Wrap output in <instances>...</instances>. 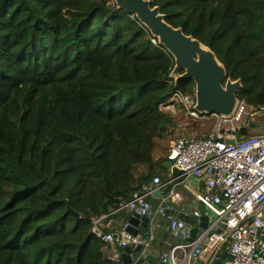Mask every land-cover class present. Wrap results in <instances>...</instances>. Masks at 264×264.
Instances as JSON below:
<instances>
[{
    "label": "trees",
    "instance_id": "trees-1",
    "mask_svg": "<svg viewBox=\"0 0 264 264\" xmlns=\"http://www.w3.org/2000/svg\"><path fill=\"white\" fill-rule=\"evenodd\" d=\"M153 6L264 107V0ZM152 39L113 0H0V264H120L90 218L169 170L179 114L161 105L194 93Z\"/></svg>",
    "mask_w": 264,
    "mask_h": 264
},
{
    "label": "built area",
    "instance_id": "built-area-1",
    "mask_svg": "<svg viewBox=\"0 0 264 264\" xmlns=\"http://www.w3.org/2000/svg\"><path fill=\"white\" fill-rule=\"evenodd\" d=\"M155 43V40L152 39ZM174 112L178 105L190 117V121L208 119L194 110L195 96L174 93L161 105ZM264 107L247 106L239 100L230 119L215 117L212 129L202 136H176L167 151L169 170L174 167L186 175V180L206 177L201 200L207 207L209 218L206 228L200 229L192 241H188L195 226L184 218H173L168 213L170 196L162 197L152 215L150 198L163 186L160 177L142 185L132 198L121 203L116 211H128L140 217H152L150 231L144 237H133L121 228L117 232H105L110 225L109 216H92V233L110 246L114 252L118 246L140 244L143 256L150 255L153 231L159 223H153L155 215L168 220L166 230L180 241L167 251H161L157 264H264V137L253 136L238 139V128L244 126L253 113ZM247 120L241 124V117ZM229 124V127H225ZM176 178H169L170 187ZM200 220L201 213L193 211Z\"/></svg>",
    "mask_w": 264,
    "mask_h": 264
},
{
    "label": "water",
    "instance_id": "water-1",
    "mask_svg": "<svg viewBox=\"0 0 264 264\" xmlns=\"http://www.w3.org/2000/svg\"><path fill=\"white\" fill-rule=\"evenodd\" d=\"M116 7L134 15L137 20L149 31L153 39L161 45L173 58L174 65L170 72V78L174 84L180 80H191L194 83L195 105L194 110L206 117L219 115L223 119L233 117L238 104V93L243 88L240 79L232 80L227 77L224 65L217 59L215 53L199 40L191 35H185L181 28H175L165 21L164 15L158 6H153V0H113ZM253 136L264 137V110H259L249 117L246 124L238 128V139L242 141ZM173 185L186 181L183 172L172 167L170 169ZM206 177L199 180V188L204 187ZM170 187L162 192L156 191L150 198L152 215H154L162 197L169 196ZM109 213L119 216L124 223L127 233L133 237H144L150 231L152 217H140L128 211H115L110 208ZM199 227L193 228L188 241H192L199 231L208 223V217L204 216L201 208ZM177 218H182L178 214ZM142 232V233H140ZM140 233V234H139ZM160 234V232H158ZM164 236V235H163ZM180 238V235L177 236ZM179 239L173 244H177ZM151 246L162 248L160 242L154 237ZM169 250V247L163 251ZM143 247L140 244L126 247H117V253L121 258L120 264H147L142 254Z\"/></svg>",
    "mask_w": 264,
    "mask_h": 264
},
{
    "label": "crops",
    "instance_id": "crops-1",
    "mask_svg": "<svg viewBox=\"0 0 264 264\" xmlns=\"http://www.w3.org/2000/svg\"><path fill=\"white\" fill-rule=\"evenodd\" d=\"M212 120H208L205 122L206 124H203V122L200 125V132L199 130H196L194 133L196 135L192 134L193 136H202L203 132H207L209 130ZM205 135V134H204ZM172 177V174L170 170L163 172L161 174V180L163 183V186L160 187L157 191L162 192L166 187H169L166 182L169 178ZM199 180H186L181 184L177 185H171L169 193L170 200L168 202V213L173 217L177 218L178 214L185 215V222L189 225L199 227L200 220L193 216L192 212L199 211L201 213V208L204 209V216L207 214V207H205L204 203L201 200L202 191L203 188H199ZM116 211V210H115ZM109 221L110 225L108 228H105V232H117L121 228H123L125 225L122 222L121 217L119 216H113L111 213H109ZM158 217L155 219V217ZM207 217V216H206ZM209 220V218H208ZM153 223H159L161 227L159 229H155L153 232V236L156 238L157 242H160L162 248H158L157 246H152L150 248L149 252L150 255L143 257L144 262L147 264H157L156 257L158 254L163 251L164 248L170 247L173 245V243L178 240L179 238L175 237L171 233H169L166 230V225L168 224V220L165 218L160 217L159 215H155L153 218ZM201 229V228H200ZM160 232V234H158ZM142 233V232H140ZM139 233V234H140ZM164 235V236H163ZM140 237V235H139ZM180 241V239H179ZM108 257L111 260H119L121 263V258L119 254L117 253V248L114 252L111 251L110 246L108 245Z\"/></svg>",
    "mask_w": 264,
    "mask_h": 264
},
{
    "label": "rangeland",
    "instance_id": "rangeland-1",
    "mask_svg": "<svg viewBox=\"0 0 264 264\" xmlns=\"http://www.w3.org/2000/svg\"><path fill=\"white\" fill-rule=\"evenodd\" d=\"M176 108V111L175 112H178L177 114V117H178V122H179V126L173 131L172 135L170 136V141L168 144H166L165 142H162L161 143V150H163V153H161L160 156H165V154L167 153V150L170 146V143L172 142V140L176 137V136H179V135H185V136H190V135H196V133H194L196 130H199L200 132V125L201 123L203 122V124H206L205 122H207L208 120H212L211 121V125H210V128L209 130H207V132H203V135L204 134H207L211 129H212V125L214 124V120H215V117H212L210 116L208 119H203L202 121H200V124H194L193 121H190V117L188 116V114L186 112H181L179 109L180 107L178 105L175 106ZM162 109H167V106L165 105V107H162ZM181 117V118H180ZM247 120V116L243 115L240 119L239 122H235L234 125H238V124H241L242 122L246 121ZM225 127H229V124H226ZM169 165L170 163L168 162L167 163V166H168V169H169ZM158 217L156 216L155 219H157Z\"/></svg>",
    "mask_w": 264,
    "mask_h": 264
}]
</instances>
